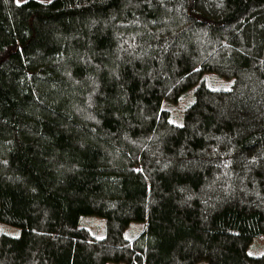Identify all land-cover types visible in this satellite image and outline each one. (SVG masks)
Listing matches in <instances>:
<instances>
[{
  "label": "trees",
  "instance_id": "16d2710c",
  "mask_svg": "<svg viewBox=\"0 0 264 264\" xmlns=\"http://www.w3.org/2000/svg\"><path fill=\"white\" fill-rule=\"evenodd\" d=\"M0 223V264H264V0H0Z\"/></svg>",
  "mask_w": 264,
  "mask_h": 264
},
{
  "label": "rangeland",
  "instance_id": "374dc122",
  "mask_svg": "<svg viewBox=\"0 0 264 264\" xmlns=\"http://www.w3.org/2000/svg\"><path fill=\"white\" fill-rule=\"evenodd\" d=\"M16 4L25 2L27 0H15ZM206 80V86H208L211 89H219L222 88L224 90L230 89V80H224L223 78L207 74ZM180 101L176 102V104L170 103L168 101H164L162 103V109L168 110L169 120L174 125H182V114L184 108L187 106L189 102L192 101L191 96L188 94L184 97H182ZM79 226L87 228L90 233H92L93 236L97 238H103L105 236L104 232V223L100 218L97 216H82L79 220ZM141 229V223H131V225L126 229V233L124 235L125 239H132L139 233ZM0 232L6 235H9L11 237H18L20 234V230L17 227L0 223ZM264 253V237H258L253 240V242L248 246L247 254L253 257H258ZM205 264V263H201Z\"/></svg>",
  "mask_w": 264,
  "mask_h": 264
}]
</instances>
